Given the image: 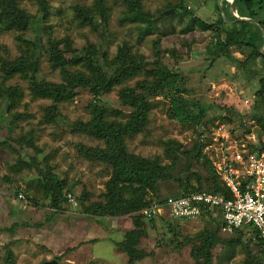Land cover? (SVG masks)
<instances>
[{"label": "rangeland", "instance_id": "374dc122", "mask_svg": "<svg viewBox=\"0 0 264 264\" xmlns=\"http://www.w3.org/2000/svg\"><path fill=\"white\" fill-rule=\"evenodd\" d=\"M48 1L52 14L46 22L52 27L51 38L70 36L75 49L95 43L103 35L110 58L114 57L119 45L128 41L134 52L142 53L150 60L153 56L152 41L159 37L161 48L166 51L163 62L171 69L181 70L185 78L181 84L186 88V92L182 93L184 97L208 105L204 122L196 127L173 118L168 98L163 95L152 97L154 106L147 129L127 140L132 152L145 157L160 156L164 158V164L172 163L165 157L166 142L176 140L182 144L181 149L188 150L202 132L201 139L209 141L204 153L210 158L211 149L217 148V152H220L221 149L225 151L233 140L236 143L239 140L247 142V137H252V133L258 129L259 124L254 116L264 113V105L261 102L256 108L252 105L258 100L256 89L260 87L257 83L259 75L253 70L264 71V59L257 57L254 63H247L245 68L235 67L224 57L213 59L207 49L215 39L213 32L202 30L198 25L191 26L194 17L210 23L228 18L230 7H226L223 0H141L142 11L151 15L155 22L150 32L142 28L146 22L124 18L126 4L122 0H105L110 7L108 16L100 19L97 29L80 24L74 17L73 9L77 4L92 6L95 0ZM20 2L33 14L37 13L38 6L33 0ZM180 2L187 6L186 11L176 12L171 6ZM170 9L173 12L166 16L167 19L160 18L164 11ZM236 14L240 16L238 11ZM41 27L28 30L26 35L33 37V31ZM17 34L8 32L0 35V67L1 59H14L20 54ZM46 39L47 35L41 33V41L44 43ZM60 46L64 47L63 43ZM249 52L247 48L232 49L241 63H245ZM66 55L71 58L69 53ZM40 75L48 80H61L59 69H52L46 55L42 57ZM141 77L115 87L101 97V102L129 110L120 100L119 90L124 86H134ZM8 83H18L24 89L14 111L31 113V117L11 123V116L0 104V264H10L5 261L6 245L13 251V264H128L126 255L119 251L116 242L122 240L125 232L133 227L131 216L93 217L82 211L74 194L68 196L64 210L54 212L46 205L44 196L34 189L36 169L17 165L19 157L28 158V155L36 153L41 162L48 158L54 170L69 184L75 185V194L86 191L92 201L102 199L111 168L80 155L77 144L97 146L103 143L85 134L72 133L62 124L64 120H88L93 95L86 89H80L73 101L60 103L58 113H51L58 115L57 120L48 122L44 108L52 103L51 99H33L28 82L18 76ZM192 108L198 110L197 106ZM222 115L231 118V121L221 122ZM221 123L225 124L223 130L218 126ZM246 129H250V132H245ZM29 133L33 134L35 149L24 148L18 142L22 135ZM253 141L258 142V138ZM210 145L211 148H206ZM179 155L178 163L174 165V175L182 178L189 176L196 183L193 173L202 169L195 159L189 160L181 152ZM159 190L163 198L180 192L174 179L162 182ZM16 191H19L18 195ZM26 192L30 193L31 198L27 197ZM166 217L177 228L179 244L165 221L156 220L154 225L148 222L146 235L141 242V248L147 255L134 264H194L191 237L207 228H214L216 221H221L219 212L192 220L177 221ZM221 234L229 238L237 233ZM255 235L252 228L246 227L241 245L218 243L214 249V264H241L245 251L257 248Z\"/></svg>", "mask_w": 264, "mask_h": 264}, {"label": "trees", "instance_id": "16d2710c", "mask_svg": "<svg viewBox=\"0 0 264 264\" xmlns=\"http://www.w3.org/2000/svg\"><path fill=\"white\" fill-rule=\"evenodd\" d=\"M33 1L38 6L36 14L22 6L20 0H0V35L18 32L16 39L19 41L20 50V54L14 59H1L0 104L11 116V123L31 117V113L14 111L22 99L24 89L20 84H10L8 81L18 76L28 82L29 93L33 99H51L52 103L44 108L45 119L49 122L57 120L56 114L60 103L73 101L80 89L88 90L93 95L89 103L90 118L64 120L62 124L72 133L85 134L103 143L97 146L79 143L77 150L86 159L110 167L111 174L106 181L102 199L92 201L86 191L75 194V185L69 184L62 178L48 162V158H44L41 162L38 154L34 153L28 155V158L19 157L17 165L36 169L34 189L44 196L47 200L46 205L54 212L64 210L69 195L74 194L82 211L93 217L131 216L133 227L125 232L122 240L117 241L116 245L119 251L126 255L128 264H134L147 255V252L141 248V242L146 235L148 222L153 224L156 220L165 221L173 236L176 237L178 234L177 228L168 217L157 215L146 218L141 214L145 206L168 198L160 196L159 187L162 182L170 179L178 182L180 192L175 196H185L198 191L220 193L227 197H232V194L217 174L209 156L204 153V147L209 141L201 139L202 132L198 134V141L188 150L181 149L182 144L176 140L167 141L165 157L172 160V163L165 164L163 157H145L132 152L127 140L147 129L154 106L152 97L163 95L168 98L173 118L182 124L196 127L204 122L209 107L205 103L197 100L189 101L184 97L182 93L186 92V88L181 84L184 83L185 78L181 70L171 69L163 62V53L166 51L161 48L159 37L152 41L153 56L150 60L144 54L134 52L128 41L119 45L114 57L110 58L103 42V35L97 42L89 43L82 49H75L70 36L63 39L51 38L52 27L46 22L52 14L49 1ZM122 1L126 4L124 18L146 22L142 28L150 32L155 22L151 15L142 11L141 0ZM223 4L230 7L231 3L223 0ZM171 6L176 12L187 10V6L181 2ZM236 7L241 17L258 19L261 25L253 21L238 20L228 12V18H220L214 23L194 17L191 26L198 25L202 30L213 32L215 39L207 48L213 59L224 57L235 67L245 68L247 63H254L257 57L264 59L262 53L264 0H237ZM109 8L105 0H95L92 6L77 4L73 7L74 17L80 24L97 29L100 19L108 16ZM160 18L167 19L164 14ZM36 26L42 27L33 31V37H28L26 32ZM104 27L105 24L102 28ZM41 33L47 35L44 43L41 41ZM61 43L64 47L60 46ZM233 47L250 50L245 63H241L232 53ZM68 53L71 58L67 57ZM44 55L51 62L52 69H59L60 81L48 80L40 75ZM254 72L259 75L257 83L260 85L256 89L258 100L252 104L256 108L260 102L264 105V71L253 70ZM138 76L143 77L137 79L134 86H124L119 90L120 100L129 107V110L114 108L101 102V97L110 93L115 87ZM192 106H197L198 110L194 111ZM254 117L259 124L254 134H258V146L262 148L264 147V113ZM220 118L224 123L231 121L226 115ZM245 132H250V129H246ZM18 142L24 148L37 147L32 133L22 135ZM180 152L189 160L195 159L202 169L201 172L193 173L196 183H193L189 176L182 178L174 175V165L178 163ZM18 194L19 191H16V195ZM26 195L31 198L29 192H26ZM208 215L210 213L206 211L204 216ZM171 218L177 221L183 219ZM253 231L256 234L257 248H248L241 264H264V240L257 231L254 229ZM221 232L222 222L216 221L214 228H207L197 236L191 237L193 242L191 255L194 264H214V249L218 243L229 246L242 244L244 229H238L237 234L229 238H224ZM175 242L179 244V238L176 237ZM6 247L5 261L13 264V251L9 245Z\"/></svg>", "mask_w": 264, "mask_h": 264}, {"label": "built area", "instance_id": "2783aa9c", "mask_svg": "<svg viewBox=\"0 0 264 264\" xmlns=\"http://www.w3.org/2000/svg\"><path fill=\"white\" fill-rule=\"evenodd\" d=\"M218 126L223 130L225 124ZM247 138V142L233 140L225 151L217 152L219 149L215 148L210 152L212 164L232 197L205 191L169 196L145 206L141 214L146 218L163 215L192 220L204 216L206 211L219 212L222 232L231 234L250 227L264 240V147L253 141L257 139L254 133Z\"/></svg>", "mask_w": 264, "mask_h": 264}, {"label": "water", "instance_id": "95a60500", "mask_svg": "<svg viewBox=\"0 0 264 264\" xmlns=\"http://www.w3.org/2000/svg\"><path fill=\"white\" fill-rule=\"evenodd\" d=\"M230 12H231V15L234 16L236 19L238 20H244V21H253V22H256L258 24L261 25L260 21L258 19H255V18H249V17H241L239 15L236 14L237 12V7H236V3H237V0H231L230 1ZM171 10V11H170ZM169 11H164L162 14L164 15H169L171 12H173V9H170ZM263 31H264V27H262ZM262 53H264V47L262 49ZM47 264V263H45Z\"/></svg>", "mask_w": 264, "mask_h": 264}]
</instances>
